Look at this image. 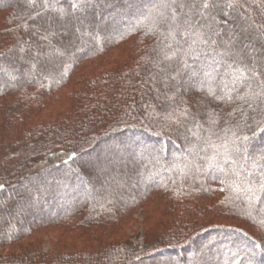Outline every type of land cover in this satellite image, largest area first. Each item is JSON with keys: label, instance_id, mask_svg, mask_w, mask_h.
I'll return each instance as SVG.
<instances>
[{"label": "trees", "instance_id": "16d2710c", "mask_svg": "<svg viewBox=\"0 0 264 264\" xmlns=\"http://www.w3.org/2000/svg\"><path fill=\"white\" fill-rule=\"evenodd\" d=\"M262 38L264 0H0V208L43 218L0 227V264L264 263ZM107 143L139 163L97 189Z\"/></svg>", "mask_w": 264, "mask_h": 264}, {"label": "rangeland", "instance_id": "374dc122", "mask_svg": "<svg viewBox=\"0 0 264 264\" xmlns=\"http://www.w3.org/2000/svg\"><path fill=\"white\" fill-rule=\"evenodd\" d=\"M151 4H149L150 6ZM71 6V5H70ZM148 6V5H147ZM66 10L65 8H63V11ZM59 11V13L63 12L61 10H57ZM244 11V9H243ZM248 13H245L244 12V15L243 16H247ZM110 16V15H109ZM242 16V17H243ZM62 17V16H60ZM108 15H97L96 16V20L97 22H100L102 24V28L103 29H113L116 27L117 24L120 23V21L117 20V22H113L112 23H108V22H105V18H107ZM243 17V18H245ZM127 21V20H124V22ZM74 30H77V29H74ZM61 35L60 36H63V37H68L69 34H67L65 31H60L59 32ZM255 34V33H254ZM87 36H89L88 34H86ZM236 37V36H235ZM258 37L257 34H255V37H250V39H247L245 38L244 39V42L242 44H246L248 46H251L252 43V40L255 39L256 41V38ZM69 38V37H68ZM57 40L59 41L60 38H57ZM65 40V38L63 39ZM260 41H262L263 45H264V38L260 39ZM80 43V42H79ZM239 50L242 49V48H238ZM23 52H24V49H23ZM230 54H232L231 52H229ZM233 54L235 55V57L238 56V54H235L233 52ZM239 58V56H238ZM256 58V57H255ZM52 60L54 59H49L50 62H52ZM56 62V61H55ZM6 76L9 78H11L12 76V73L9 72L6 74ZM255 77H257L255 75ZM258 83L260 86L264 85V83L261 82V79L258 78ZM214 81V80H213ZM212 81V82H213ZM188 83H185V85H183L182 87V92H185L186 91V87H188ZM264 88V87H263ZM252 91V89H251ZM246 93H250V91L248 89L245 90ZM162 130H166L168 131L169 129L167 127H164V128H161ZM178 138V137H177ZM181 142V140H180ZM262 143V142H261ZM261 143H257V148L259 150H261L263 148V146H259L261 145ZM181 144V145H180ZM179 145L181 147L182 146V143H180ZM129 146L127 145H123L122 147H119V146H116V144L114 143H107V144H104L101 146L98 147V150L96 151V153H94L92 155V166H81V171H82V174H83V177L88 180H90L91 182V186L94 187V186H99V187H110V184H111V178H121V179H124L125 177H128V174L131 173V175L133 174V172L135 171H132L133 169V166L134 165H137L139 163V158H136L135 160V163L133 164V166H127V164L125 163V160L127 159V157L129 156V150L126 151V149L128 148ZM153 147H157V145L155 144V146ZM132 149H136V150H141V149H145L147 148V145H136V146H132L131 147ZM130 149V148H129ZM256 149V147H255ZM131 150V149H130ZM99 152V153H98ZM254 153V150H251L249 151V153L247 154L249 157L250 155H252ZM99 155H101L102 157H100ZM98 156V157H97ZM157 157V156H156ZM163 160H166V156H165V153L162 155L161 157V161ZM91 160V158H90ZM156 160H159L156 159ZM84 164V163H83ZM110 170V171H109ZM107 171H109V173L107 174ZM71 174H69V172H67V174H65V179L64 180H67V179H70ZM47 178L45 177H42L39 179V185L40 184H46L47 185ZM45 185V186H46ZM94 185V186H93ZM142 186L138 183V181L135 179H132L131 180V187L129 189V192L128 194H131L132 196H136L138 193H139V190ZM98 189V187H97ZM114 192L115 189H114ZM117 193V192H116ZM121 192H119V195H120ZM27 193H25L23 191V196H26ZM89 195V193H86V192H78L76 194V196H79V197H87ZM28 196V195H27ZM73 199V198H72ZM72 202V200H69L67 203L70 204ZM32 214H30L29 216L27 214H24L22 213L21 211H18L15 213V216L16 217H9V212H8V209L7 207L5 206V208H0V227H6L8 228L9 230H12L10 227H13V225L15 223H20V222H25V223H30V222H33V221H37V220H42L43 218H40V217H36V215L34 216V213H33V217L31 216ZM36 217V218H35ZM136 220H139V221H142V217L140 215H137L135 217ZM131 228L132 230L129 231L128 235L131 239V242L134 243V244H142L144 242V230L138 225V224H131ZM48 240L50 239H45V243H43V247H42V250L43 252H47L49 249H50V246H51V242H49ZM211 253H214L212 255H215L214 257L209 258V254ZM216 252L213 250V248L211 249L210 247L208 249H206V247H203V248H199V250L197 251L196 255L200 256L203 260H204V263L205 264H211L212 262L214 263L216 260H215V257H216ZM195 255V254H194ZM185 260L187 261H191V257L188 256L187 254L185 255ZM249 257L251 258V260L253 262H255V264H264L262 263V260L260 259V257H257L256 255H252V254H249ZM175 255L174 254H167L166 255V260L167 259H171V260H174L176 261L175 259ZM165 260V261H166ZM181 260L179 259L178 261V264H181Z\"/></svg>", "mask_w": 264, "mask_h": 264}, {"label": "snow or ice", "instance_id": "6c2138e0", "mask_svg": "<svg viewBox=\"0 0 264 264\" xmlns=\"http://www.w3.org/2000/svg\"><path fill=\"white\" fill-rule=\"evenodd\" d=\"M207 3L204 4V7H207ZM245 140H247V137L244 138ZM248 191L251 192L253 195H256L257 191H259L260 193H264V182H261L258 186V188L252 184L248 185Z\"/></svg>", "mask_w": 264, "mask_h": 264}]
</instances>
